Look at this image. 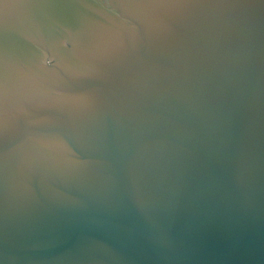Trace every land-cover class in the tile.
<instances>
[{
    "label": "water",
    "instance_id": "95a60500",
    "mask_svg": "<svg viewBox=\"0 0 264 264\" xmlns=\"http://www.w3.org/2000/svg\"><path fill=\"white\" fill-rule=\"evenodd\" d=\"M0 264H264V0H0Z\"/></svg>",
    "mask_w": 264,
    "mask_h": 264
}]
</instances>
